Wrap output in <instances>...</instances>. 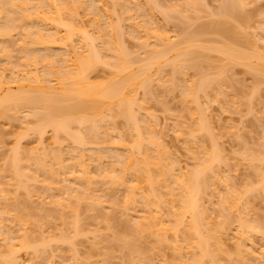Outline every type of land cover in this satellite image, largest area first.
<instances>
[{
    "label": "bare ground",
    "instance_id": "obj_1",
    "mask_svg": "<svg viewBox=\"0 0 264 264\" xmlns=\"http://www.w3.org/2000/svg\"><path fill=\"white\" fill-rule=\"evenodd\" d=\"M15 1H17V0H1L0 1V38L2 37L0 43H2V39H3L6 41V43L9 41L7 43L9 45V43H11L12 40L15 39V38L14 39L11 38V37H13L12 32L14 31V29L16 27L20 28V26H21L22 32H20V34H22V36H20L18 34V31H20V30L17 31V29H15V31H16L15 34L17 33L15 36H17V35L20 36L19 38L21 40L23 39V37H24V39H28L27 42L29 41L30 43L29 44L27 43V45L29 46L30 44L31 45L33 44L34 46H31V45H30L31 47H27V45L24 46L23 43L26 40H24V42L22 41L23 43L20 42V44H22L20 48L17 46V48L22 50L25 54V55H22V58H24V59L22 60L23 62L20 61V65L22 64L21 65L22 68L20 67V65H18L21 68V69H19V67L17 65H16L17 67L12 65V64H14L13 63L14 60L13 61L10 60V62L8 60L9 56L12 55V54H9V52L12 48L10 50L8 49L9 52L7 53V49L5 46H8V45H6V43L4 41L3 42L5 44L4 43H2V44H4L5 46L2 44L0 45V56H1L0 58L2 60V58L4 57V59H5L4 62L6 61L4 64H6V66L10 67V69L12 70V72L10 69L7 70L6 68H8V67L5 68L4 64H2V67H0L1 68L0 69V120H3V118H4V120H6V119L8 120L9 118H6V117H9V116H11L17 120L16 114L22 115V114H20V112L25 113L26 114L25 117H27V116L33 117V118L31 117V120L34 119L35 117L38 118V121H36L34 123L35 126L33 125L34 127L32 129V130H34L33 133H35L38 136L36 138L38 141L41 142L44 135H46L48 132L47 129H50L51 130L50 131L51 136H52V138H51V136H50V138L53 139L55 141V143L56 142L60 143V136L63 137V135H64V137L66 139H67L66 136L70 137L72 139V141L76 145H78L77 148L80 146V147H82L81 149L84 150L85 148H83V147L87 144L86 138L93 137V139H94L95 137L100 136L99 133L103 132L104 129H105L104 132L107 136L109 135L110 132L114 133V131H113L114 125L112 127H110L112 125L111 124L112 123L111 117L115 114L113 112H116L118 114V116H120V117L123 116L124 121L128 122L130 125L129 126L130 129L128 128V124L126 125L127 130L124 134H126L128 132L130 135L131 134H132V136L134 135V140L131 139L133 142L131 141V143H130V141H128L129 138H126V135L124 136L123 133L122 134L125 138L122 136L123 139H122V137L117 139V141L119 140L117 142V144L120 147H124L126 145L127 141H128L127 145H128V143H129V145L132 143L133 144L131 146H128L129 147V149H127L128 153L125 155L126 159L124 160V157H123V159H122L123 161H120L123 163V165H122V163H119V165H117L119 168H117V166L114 167V169L115 168L120 169L118 171H120L121 173L119 172V175L111 178L112 174H114V173L118 174V173H116V172H118L116 170V172L114 171L109 176L111 178V183L109 181V184L112 185V186L110 185L109 187L112 188L114 185V186H117L115 188H124L123 190L126 191L125 192L126 193V195H125L126 199H125V201H123L125 203H124V206L121 205V206H123L121 208H125V210H127V211L130 208L134 209V207H136V209H137L138 205L136 203H138V204L140 203V204H142L143 211H144V209H145V211L147 209L148 216L144 215L145 211H144V214L142 216L137 215V214H133L132 212L128 211L127 213L128 214L130 213L129 214L130 216H131V214H133L135 217L133 219H130L128 216L129 220L134 221V222H131L130 225L135 224L133 226L131 225L132 229L134 227V229L132 230L133 232L131 231L129 234H127V235L124 234L122 236H119V235L117 236V234H115L116 236H114V238H113L114 239L113 242L115 243L114 245L120 247L122 249V251L125 252L126 259L128 261L127 264H132V263L139 264L140 261H141V264H143L145 262V260H144V258H142V256H139L140 251H142V249L140 250V248H141L140 247V243H141L140 241L142 240V237L144 236L143 234L146 232V229H148V227H149V228L154 229V230L152 229L151 232L152 233L154 232L156 235H158L160 237V238L159 237L158 238L161 241H163V240L167 241L169 239L171 241H173L171 243L174 244L173 248L175 249V251L177 250L178 252L183 253L182 250L187 249L190 252V255H188V256H190L188 261L184 260L185 262L183 263V261H182V264H221V263H219L220 260L218 261V259H219L218 254H221V251H222L221 249L223 246L222 245L223 242L221 240L222 234L220 233L221 227L218 228L219 231H218V229H216L218 226L217 227L214 226L215 230H214V228L211 229L212 227L209 229L208 228L209 223H207V221H205L206 219H204V216H206L205 211L207 212V210L205 209V211H203L204 209H201L202 208L201 205L204 206V204H201L202 203L201 200L203 199L202 197H204L202 195H204V191H206L205 189L208 188L207 185L210 184V183H208L209 179H212L214 181L213 182L214 188L217 184L224 185V184H222V183H224V181L218 180L219 178H218V175L216 172V167H215V164H217V162H219L218 161L219 159H220V161L223 162V160H221V155L219 156V155H215L212 153H208L203 157L204 158L203 159L201 154H200L199 157H201L202 159L199 160L200 158L198 157L199 158L198 162H200L198 167L196 169L194 168L195 170L193 169V170H189V171H185V172L181 171L180 170L181 167H179L178 171H180L181 173L178 174V176H177L178 172L176 170L170 169V173H171V171H172V173L173 172L175 173V171L177 172L175 174L173 173V175L174 176L176 175L175 176L176 177L175 182L179 185L178 187L180 189L179 190L180 193L177 195V197L174 196L173 193H175L174 192L175 190H170L173 188H171V187L169 188V186H167V184H166L167 182H164V177L171 175L172 173L169 174L168 172H166L168 170V168L165 169L166 167H163V166H167V165L166 164L163 165L164 164L163 162H165V159L163 160L164 157H162V154L160 153L161 152L160 149L158 150V147L160 144H159L158 140L155 139L154 137L147 136L148 132L147 131L145 132V129H147V128L150 129V126H148V125L145 126L146 123L140 124V122H142V123L145 122V120H144L145 118L143 119V117H144L143 112H142V115H143L142 119L144 121H142L141 118H140L141 120L139 121V117H138V116H140L138 113V110L140 112L141 108L143 109V106H144V104H143L144 102L141 103V101H144V100H142L138 97H139L140 93H142L143 95L148 93L149 88L151 87L150 86L151 82H153L154 80H158L157 82L162 80V83H165L164 81H167V80H165L166 77L164 79L163 78L161 79V77L165 76L164 75L165 74L164 66L167 67V65H170L172 67L173 71H179L180 70V71H182L181 73H183V70L185 72V69L186 70L189 69L188 67H192L193 69L196 68V70H197L200 67L198 65L199 60H201L200 56H201V58H202V56H204V54H203L204 51H200V50H205V52L206 51L215 52L216 54L220 55L217 58L220 59V61H221L220 62L221 64L220 63L218 64L219 68H218L217 72L215 73L216 77L212 76L214 78H212V77L209 78V79H212L209 81V79H206V77L207 76L209 77V75L206 76L203 74L202 75L203 77L201 76V78H200V76H199V78L201 80L199 81V78H198V80H197L198 83H197V81L196 82H190L192 84H189L188 87H186V85H185V89L183 91V96H184V99L186 102V106H187V104L189 105L188 109H190L189 111H191V115L193 116V119L195 121L194 122V126H195L194 129L191 128L192 132H194V133L195 132H199V133L200 132L201 133L206 132V130L209 129V128L207 129V127H209V126L206 127V125L204 123L206 119H203L204 122L202 121V118H206V117L204 116V114H203L204 117L202 116L203 111L201 109V105L199 104V102H201V101H199V97L202 98L201 96H204L205 98H209V97L211 98L214 94V93L212 94V91L214 90L213 88H215V92L217 91L219 93L220 88L222 87V85H224L221 83H225L224 79L226 78L227 74L230 72L231 67L234 68L235 66L241 65L245 68L247 67L248 68L247 70L248 71L250 70L251 73H253V75L257 74V76L260 79L264 78V50H263V52L260 51V50H262V48H261L262 45L264 46V42L262 41V40H264V36H263V38L261 36L262 40L260 42H262V44H260L259 39H258L259 43L256 40L257 43L255 42L256 45L254 46L257 50L256 52L254 51L255 50V48H254L252 53H246V51L244 52L240 48V45H239V44H241L240 42L243 41V36L241 33H239L241 31V28L236 27V24H237L236 22H238L239 24L241 23L240 24L241 27H242V25L244 26V22L246 23V21H245L246 15L242 16L243 13H241V11L239 13L241 15L238 14L239 10H241L243 8V6L242 7L240 6L241 9H239L240 7L238 5H241L242 3L239 2L238 0H235L236 2H234V0H224V4L223 5L221 4L222 6L219 7L220 8L219 11L217 13H215V15L218 17V20L212 19L214 21L209 22V23L200 22L201 24L200 25L198 24L199 27H197V26L195 27V31H194V29H192L193 31H189L190 30L189 29L188 31H186L184 33L185 28H183L182 29L183 35L179 36L180 38H178L174 41H172V39L169 38L168 35H167L168 37L162 36L160 33H158V35H157L156 34L157 32H155V31L152 32L153 33L152 35L151 34L148 35L150 37L137 36L138 35L137 33L139 31L148 33V30H147L148 26L144 23L143 26L146 27V29H145L146 31H145V30H143L144 27L142 25H141L142 27L140 26L141 28H138L139 24L136 23L137 24L136 25L137 26L136 27V31H137L136 34L137 35L135 34V32L131 35V33L133 32V30H131L132 27L130 28L131 31L129 30V28L127 31V32H129L128 34L131 37H133V35L136 36V37H133L134 39L137 38L136 40L133 39L136 44L137 43L141 44L142 45L141 47H143L144 49L148 48V46L150 47L149 41L151 39L147 40V38H152L151 36H154V38L156 36V39H157V37L160 38L161 43H158V41L154 40L155 43H154V41L151 42L152 44L154 43V45L151 44V48L146 49V52L143 56H138L136 54L137 52L136 53L133 52L136 55L132 56V52L130 51L131 53L129 52L130 53L129 54L127 52L128 49L126 50V48L123 45V44H125L124 41H122L123 40L122 36L125 33L123 27L119 26L121 29H123V32H124L123 33L122 31H120L119 34L117 32L118 29H116V27H115L116 25L114 26L111 23L109 24L110 25L109 28L111 27L109 30H105L106 28L102 30L104 33L102 31H100L101 28H100V30H97L99 32V34H97V36H96V37H98L97 39H99L98 42L100 41V39L102 40V43H100V45H102V46H100V48H99V44L96 43V39H95L96 37L93 38V36L91 35V31L89 29H86V27L83 25L85 21L82 23V20L80 19L81 20V26L82 25L83 26L81 27L79 25L80 21L77 22L78 11H79L78 8L81 9L80 7L84 5V0H76L75 3L73 2V0H44V1L41 0V2H42L41 3L39 0V3H38L39 5L37 3H33V0H31L32 2L31 1L28 2L27 0H26L27 2L25 0L24 1L22 0L23 1L22 2L21 0H19L20 2L17 1L16 3H14ZM100 1H102V0H100ZM193 1L194 0H191V3H190V1H188L189 3L187 2L186 4L184 2V4H185L184 7L186 5H188V8H189V4H190L191 5L190 7L193 8V10H191L192 8L189 9L190 11H188L184 8L186 10V12H183V13H186V16L190 15L187 13V11L189 13H191V11L194 12L195 8H196L195 11L196 10L200 11L199 8L197 9V6L195 7V4L196 3L198 4V2L195 0V3H194ZM203 1L204 0H202V2ZM237 1L239 2L238 4H237ZM90 2H92V1H90ZM142 2L143 3H140L141 5L144 4V1H142ZM85 3H87V2H85ZM204 3H205V1H204ZM29 4L31 6L33 4L32 7L30 6V10L28 7ZM35 4H37V5H35ZM98 4H97V6H98ZM146 4L151 5L152 3H148V2L146 3L145 2V5ZM147 5L145 7L149 8L150 6H147ZM156 5L158 6V4H156ZM92 6H94V5H92ZM116 6H117V4H116ZM137 6H138V4H137ZM203 6L205 7L206 3L202 4V7ZM25 7L28 8V10ZM141 7L142 6L139 5L138 9L141 12L143 10L145 12L146 9H144V8L142 9ZM151 7H153V6H151ZM151 7L149 9H151ZM83 8H85V7H83ZM99 8H100V10L102 8V11H105V9H106V8H104L103 4H101V5L99 4L98 8L93 7L92 11L96 10V12H97ZM126 8H127V6H126ZM130 8H132V5ZM159 8H161V7L159 6ZM175 8H178V7H175ZM175 8H172V9H175ZM182 8H183V6H182ZM186 8H187V6H186ZM133 9H134V7L132 8V11H133ZM161 9L167 11V8L163 7ZM139 10H138V13H136L137 11L135 13L136 14L141 13ZM237 10H238V12H237ZM150 11H152V10H150ZM154 11H156V8H155V10L150 12V15L154 14ZM175 11H176V9L173 12H175ZM80 12H81V10H80ZM96 12L94 14H96ZM170 12H172V11H170ZM170 12H169V15L171 14ZM104 13H107V11H105ZM147 13L149 14V12H147ZM178 13H177V15L180 14V13L179 14ZM196 13L197 12L192 13V14H194V17H195ZM143 14H142V16H143ZM175 14H176V12H175ZM184 15L185 14H183L182 17H185ZM197 15H198L197 17L199 18L198 13H197ZM210 16H212V15L210 14ZM213 16H214V13H213ZM127 17L132 18L129 15ZM165 17L167 18V15H165ZM192 17H193V15L192 16L190 15L188 18H190L192 20ZM122 18L124 19V17H122ZM122 18L120 17L119 18L120 20H118V21H122ZM171 18L174 19V17H172V16H171ZM188 18H186V19H188ZM198 18H196V19H198ZM214 18H216V17L214 16ZM127 19L129 20V18H127ZM149 19H150V17H149ZM186 19H184V20L187 22L189 19L188 20H186ZM193 19H195V18H193ZM182 20H183V18H182ZM191 20H189V21H191ZM231 20L232 21L235 20L234 22L236 24L235 25L231 24V22H230ZM96 21H97V19H96ZM96 21H95V26H96V24H100V23H97ZM168 21H169V19H168ZM36 22L38 24L41 23L40 27L39 26L37 27V25H35ZM46 23H49V24L51 23L55 26L52 34H50V32H47V31L46 32L48 34L46 32H44L45 30H48V29L43 28L44 29V31H43V29L41 28L42 27L41 25L44 24L43 25V27H44L45 25H47ZM146 23H148V22H146ZM191 23H192V21H191ZM51 24L49 26H51ZM148 24L150 26V23H148ZM184 24H186V23H184ZM93 25H94V23H93ZM99 27L100 26L98 25V28ZM117 27H118V25H117ZM187 27L189 28V26H187ZM35 28H36V30H35ZM98 28H96V29H98ZM190 28H192V27H190ZM193 28H194V26H193ZM237 29L239 32L237 31ZM149 31H151V30H149ZM106 32L108 33V35ZM121 32H122V34H121ZM149 33H151V32H149ZM116 34L119 35V38L122 37V39L121 38L120 39H121V42L123 44L119 41V38L117 39L115 37ZM120 34H121V36H120ZM208 34H211L212 36L215 35L214 37L219 38V40H220L219 42H221L220 38H222V40L224 39L223 43L221 42L220 44H218V43H215V41L214 42L212 41L213 42L212 44L213 45L216 44V46L215 47H213V45H212V47L208 46V45H210V43H203V39L205 42L206 38H208L210 36L209 35L206 37V35H208ZM94 35H96V34H94ZM262 35H264V34H262ZM170 39H171V41H170ZM245 40L243 42H245ZM15 41H18V40H15ZM163 41H165L166 43H162ZM208 41L210 42V40H208ZM206 42H207V40H206ZM74 43H75V45H74ZM76 43H77V45H79L80 49L83 48L81 50L82 51L81 53H79L80 51L77 50L78 46L76 45ZM245 43H247V40ZM12 44H13V42H12ZM20 44H19V46H20ZM205 44H208V45L206 46ZM217 44L220 46L217 47ZM257 44L261 45L260 50H259V48H257ZM97 45H98V47H97ZM39 46H41V47H39ZM53 46L56 49L61 50V51H59L61 54L60 53L56 54L57 51L55 53H53V52L51 53V51H49V50L50 49L53 50L52 49V48H54ZM13 48H15V47H13ZM19 49H17V50H19ZM83 50H85V52H83ZM103 50H105V52ZM22 51H21V53L23 54ZM62 51H64V53ZM101 52L104 54L105 53H108V54L110 53V54L104 56ZM111 53L113 54V57H112ZM142 53L138 52V54H142ZM107 56H109V57H107ZM206 58H208V57H206ZM11 62H12V64H11ZM8 63H9V65L11 64V66L7 65ZM58 63H61L62 66ZM58 65H60V66H58ZM101 65H103V67L105 66L104 70L106 69L107 70L106 72L109 73V74L108 73L104 74V76L105 75L109 76L107 78L108 80L105 81V80H99L98 79L97 81H100V82H93L94 80H96L97 78H100V77H101L100 79H104L103 75H102L103 77L102 76L99 77L98 75L96 76L94 73L98 69L97 67H100ZM42 66H43V68H40ZM14 67H15V69H14ZM108 68H109V70H108ZM162 68H163V70H162ZM41 69H42V71H41ZM40 71H41V73H40ZM199 71H201V70H199ZM9 73H10V76H8ZM173 74H176V73H173ZM200 74H202V71H201V73H199V75ZM204 76H206V77L204 78ZM171 77L172 76H170V78ZM170 78H169V80L171 82L170 84H172V87H171V85H170V87L173 89L174 85L177 86L174 83L175 82L174 80H176V79H174L175 77L174 78L172 77L171 78L172 80ZM203 78L206 80H204ZM91 80H93V81L91 82ZM102 81H104V82H102ZM154 83H156V81ZM195 83H197V84H195ZM218 87H220V88H218ZM223 87H225V85ZM222 90H224V88ZM222 90H220V92ZM209 92H211L212 96H209ZM217 92L215 94H217ZM221 94L222 93H220L219 95H221ZM217 96H218V94H217ZM140 97H141V95H140ZM213 97L216 98V96H213ZM219 97L220 96H218L217 98L219 99ZM146 98H147V96H146ZM139 100H141V101H139ZM200 110L202 112H200ZM143 111H145V110L143 109ZM201 116H202V118H201ZM28 119L29 118L27 117V120ZM108 119L111 121V123L109 122ZM115 119H116V117L114 118V116H113L112 120L116 121ZM19 120H21V119H19ZM34 121H35V119H34ZM23 122L21 121V123H23ZM105 122H106V124H105ZM107 122L110 123V126H108L109 123H107ZM24 123H26V121ZM29 123H26V124H29ZM31 124H32V122H31ZM115 124H116V122H115ZM207 124H208V121H207ZM27 126H28L27 128L32 127V125L31 126L27 125ZM192 127H193V125H192ZM130 131L132 133H130ZM149 132H152V135H153V131L149 130ZM207 133H209V132L207 131ZM129 134H128V136L131 138V136ZM180 135H181V133L179 134V137H180ZM53 140H52V142H53ZM72 146H74V145L72 144ZM16 147L17 148L13 151V155L11 154V156L8 159L9 164L8 163L7 164L9 165L8 166L10 169L9 171L11 172L10 173L11 175L9 174V178L11 177V179H12L14 177L16 182L18 180V185L20 187L22 186V184L27 183V181L25 179H28L31 177V174L29 175L28 170L26 172V169L33 163L37 167V169L34 167L35 171H37V170L38 171H45L44 173L47 172V174L49 172L54 174L55 173L54 170L59 169L58 171H61V168L66 169V171H67V169H69V164L66 165L68 163L66 161H69V160L72 161L71 166L79 168V169L76 168V169H78V173L80 174L79 175L77 173L79 176H75V175H77V174H75L74 177L71 178V176H73V173H70V171H69V174H72V175H69L70 179H69L68 175H66L67 173L65 172V170H63L64 171V172L62 171L63 174L67 176L65 178L66 180L64 179L65 180L64 182H67V180H68L69 184H67V183H65V184L69 185V186H64L65 185L64 182L62 183L64 185H62V187H60L61 192L59 191V193H57V195L59 194L58 195L60 198L59 200H57V197L53 194L55 196L54 204L57 205L58 209H61L62 212L63 211L65 212V210H62V209L67 208L68 211H71V213L75 214V218L74 217L72 218V216L70 215L71 213L69 212L70 214H68V216L70 215V217H71V220H69L70 218L68 219L66 214L63 213V215H62V212H61L60 218L62 220L65 219V220H63V222L65 224H69V223H66L67 220H69V222L78 221L77 224L72 223V225H75L74 228L76 227V225L79 224V220H77L78 219L77 217H79L78 214H80L79 212L81 211L80 209H81L82 205L80 203L82 200L83 201L87 200L88 206L86 208H90L91 210L96 209V206L99 203H101V202L98 203V201L96 202V199H97L96 197H98V196H95V199H94V197L92 198V196L96 195L95 194L96 191H98L96 189H94L95 190L94 192H93V189L91 190L93 182L90 181L91 184L90 185L88 184V186L89 187L91 186V188L90 189H88L89 187L87 188L88 193H91V196L86 192L87 191V189H86L87 184H84L86 187L83 186L85 191L80 192L77 188V187H79V185L82 186V184H81L82 180H85V182H86V180L88 179L87 176H89L91 179L94 178V177H91L90 175H88L89 169H87L86 164H88L90 162L87 160L89 158L86 159L88 161V163H86L87 161L84 162L85 158H86L85 155H87V154L83 150H81L82 152L80 151L78 153L77 151L74 150V148L70 147L71 149H73L72 153L75 152L78 155L71 154L72 157L67 159L65 157L66 155L62 156L64 154L63 151L60 153L57 150L60 147L58 145V148L56 149L57 152H54V150H53V152L49 151L48 152L49 154L45 153L44 156L47 157V159L44 158L45 161L49 159L48 155H51L50 152L52 153V155H53V153H55L54 155H55V160H56V161L54 160L55 161L54 163L53 162L50 163L51 160H49L50 164H52V165L55 164L54 166H52V165L46 166L47 162H45V161L42 162L43 156L37 155L41 151L40 152L37 151L38 153L36 152V154H35V150H34L33 154H30L27 152H26L27 153L26 154L23 150V152L25 154V156H24V154H23L21 148L18 146V144ZM128 147L125 146V148H128ZM196 147H198V145H196ZM201 147H202V145H201ZM52 148L54 149L55 145ZM47 150L48 149H46V151ZM79 150H80V148H78V151ZM25 151H27V150H25ZM31 151H32V149L29 152H31ZM46 151H44V152H46ZM202 151H204V150H202ZM197 152L199 153V148L197 149V151L194 154L196 155ZM83 153H85V154H83ZM200 153H202V152H200ZM216 153H217V151H216ZM247 153H248V151H247ZM34 154L37 156L36 158L34 157L35 156ZM91 154L92 153H90V155H89L90 158L92 157ZM218 154H219V152H218ZM41 155H42V153H41ZM38 156L42 157L41 160H40V158H38ZM246 156H247V154H246ZM52 157H54V156H52ZM218 157H220V158L218 159ZM96 159H98V161H96ZM96 159H95V161L99 162V161H101L100 159H102V157L97 156ZM89 160H91V159H89ZM93 160L94 159L92 158V161ZM249 160L251 163H253V162L259 160V158L256 156H251L249 158ZM32 161H33V163L30 164V162H32ZM93 163H95V162H93ZM93 163L89 164V165H93ZM96 165H97V163H96ZM120 165H121V167H120ZM218 165H220V163H218ZM66 166H68V167H66ZM112 166L113 165H111L110 168H112ZM99 167L101 168V162H100ZM169 168H171V167H169ZM31 169L32 168L30 167L29 172H31ZM174 169H175V167H174ZM182 170H183V168H182ZM58 171H56V172H58ZM132 171H134V172H132ZM130 172L135 173V174L138 173V174H136V177L134 174V178H132V180L134 179L133 184L130 183V182H132L131 179L129 182V180H127V177H126V176H129L128 174ZM167 173H168V175H166ZM32 174H34V173H32ZM57 175L58 174L56 173V176ZM106 175H104V176L106 177ZM173 175H171V177L174 179ZM48 176H52V175L49 174ZM32 177L30 178L31 180L34 178V177L33 178ZM53 177H55V174L53 175ZM14 178L12 180H14ZM129 178H130V176H129ZM9 180L10 179H8V181ZM87 181L89 182V180H87ZM216 181H219V182H216ZM59 182L61 183V181H59ZM71 182H72V184H71ZM215 182H216V185H215ZM27 184H25L24 186L27 187L26 186ZM47 184L50 185V183H47ZM75 185H77V187L74 188ZM19 186H18V188H20ZM166 186H167V188H166ZM164 187L166 188V190H168V188H169L167 196H169L168 198L171 199L170 202L172 203V208L175 207V210L173 213L175 222L172 225L173 220L169 221V223L171 222V226L168 224V222H167L168 220L165 219L164 216L162 215V213L164 211L161 213V211L163 210L162 207L163 206L166 207V205H163V204H166L165 200H167V199H163V198L161 199L160 198L163 195L160 192L162 191V188L164 189ZM224 187L230 188V186H226V185ZM3 188H4V186H0V189H1L0 190V200L3 202H6V203H8L7 202L8 200L11 202L10 198L9 199L7 198V196H9V195L6 194V192L4 190H2ZM212 188H213V186H212ZM229 188H228V192L226 190L227 193L224 192V193H226L224 195H227L229 193L225 197L224 201L222 200L224 197L221 199L223 203L220 201L222 203L221 205H223V206L218 205L219 206L218 208L220 210L224 209L223 210L224 213L221 210L222 212L220 214L221 218L224 221H227L229 219L227 216V214H229V212H231L230 214H232V212L234 213V211L238 213V210L240 209V204L243 201V199H242V201H240L241 199H239V196H238L239 194H236V193L234 194L233 192H235V191L233 190V192H231L232 189L230 190ZM89 190L91 192H89ZM170 191H171V193H170ZM139 192H143L144 194L143 193L141 194ZM29 193H31V192H29ZM92 193H93V195H92ZM138 193L141 194V195H139L140 196L139 198H137L138 195H136ZM63 195H66V196L64 197ZM50 196L54 197V196H52V194ZM3 198H4V200H2ZM172 198L173 199L176 198L175 200L177 202L175 200H173ZM95 202L98 204H95ZM162 202H164V203L162 204ZM220 202L218 204H220ZM10 204H14V203H10ZM39 205H40V203H39ZM167 205L169 206L168 203H167ZM8 206H9V204L7 205V207ZM32 206L35 207L34 205H32ZM42 206L43 205L41 203L40 207H37V208H41ZM7 207H5V208H7ZM44 208H45V206H43L41 209H44ZM90 209H88V210H90ZM133 209H131V210H133ZM136 209H134L133 211H135ZM33 210L34 209H32L31 212ZM45 210H46V208H45ZM247 210H248V208H247ZM5 211H3V212L0 211V230L1 231L4 230V232L3 231H2V233L0 232L2 235L4 233V236H0V237H2L4 239L3 240L4 242H6V243H4V244L2 243V244L6 245L5 251H7V252L4 251L5 252L4 253L1 251V250H3V246L1 244L0 245L1 246L0 264H24V263L26 264V261L24 263H20V262H22L20 260V257H19L20 254L19 255L17 254L20 251H23L24 253L30 254V255H31L30 252H36V253H39V255H41V253H42V255H43V252H45L43 250L44 246L45 245L48 246L50 244H45L43 246L42 244H44V243L41 242L42 243L41 247L43 246V249H42L43 251H41V248H39L40 246L38 245V244H40V242H37L38 244L37 243L34 244L35 239L33 240L34 241L33 243H31V240L29 241V239H31V237H30V235H28L29 233L26 234V232H25V231H27L26 230L27 228L25 227V229H24L22 226L20 227V224H22V223L25 224L26 220H28L26 218L27 215L23 216L22 215L23 213H20V212L18 214V217L19 216L20 217L17 218L18 222L17 221L16 222L18 224L20 223L19 224L20 231L24 229L23 230L24 232H19L22 236V237H20L21 241L18 240L17 243H13L16 240L15 241L13 240L12 236L10 235L8 228H7V230H5L6 225L4 224V221H3L4 216H1V215H4L3 213H6ZM16 211H17V209H16ZM37 211H38V209H37ZM39 212H41V211H39ZM149 212L151 214H153L152 217H151V215L149 217V214H150ZM169 212H170V214H172L170 210H169ZM217 212H220V211H217ZM47 213H45V214H47ZM95 213H97V212H95ZM224 214H226V216ZM62 216H64V217L62 218ZM98 216H100V215H98ZM145 217H148L150 219H147ZM161 217H162V219L164 218L167 221H164V219L162 221ZM152 218H154V219H152ZM14 219L15 218H13V220ZM74 219H76V220H74ZM146 219L149 222H146ZM244 219L245 218L239 219L240 221L238 223L239 224L238 225V230H239L238 231V233H239L238 237L240 239H241L243 233L245 232L244 230H246V232H250L252 234L253 231H256L255 233H257V231H259V230H255V228L258 229L260 227L257 225L255 226V224L252 225V224H250L251 222H248L246 219L245 220ZM230 220H231V218L229 219V222H230ZM224 221H223V223H224ZM165 222H167L166 225H165ZM13 223H15V222H13ZM43 223L44 222H42L41 224H43ZM203 223L206 224L207 228H204L205 224L203 226ZM258 223H260V222L258 221ZM18 224H16V225L18 226ZM45 225H47V224H45ZM144 225H146V226H144ZM79 226H80V224H79ZM79 226H77V227H79ZM157 226H159V227L155 229V227H157ZM209 226H211V225L209 224ZM145 227H146V229H144ZM11 229H13V227ZM79 229H80V227L77 229L78 232H79ZM205 229H208V230H205ZM42 230H44V228ZM263 230H261V231H263ZM45 231H46V229H45ZM261 231H259V232H261ZM74 232H77V231L75 230ZM142 232H144V233H142ZM80 233H82V232H79L78 235H80ZM222 233H224V232H222ZM155 234H154V236H156ZM128 235H130V238H128ZM71 236H72L71 234L70 235L66 234V236L63 237L61 239V241L62 242H71V241H73L71 239L75 238L76 235H74V237L73 236L71 237ZM44 237L45 236H43V238ZM67 237H69V238H67ZM2 238L0 240H2ZM51 238H53V237H51ZM51 238H48V239H51ZM140 238H141V240H140ZM18 239H19V237H18ZM97 239H100L99 240L100 244H103L104 247L106 246L104 244L107 240H105V242L101 243L100 241L102 240V238L98 237ZM103 239H104V237H103ZM12 240H13V242H12ZM54 241H56V240H54ZM102 241H104V240H102ZM95 242H96V244H99L98 240ZM56 243H58V242L56 241ZM107 243H109V241L106 242V244ZM71 244H74V242H71ZM110 244H109L110 246L107 245L106 248L102 247L104 250L106 249L105 250L106 251L105 252L106 253L105 254L106 255V261L110 259L112 249H114L113 247H115L112 245L113 243H110ZM237 245H238L237 248L240 250L239 252H242L241 248L243 249V247H242L243 243H240ZM100 246H102V245H100ZM38 249H39V252H37ZM187 250H184V251H187ZM251 253H252V251L246 253V255L249 257L250 256L252 257V255L254 256V253H252V254ZM36 255H38V254H36ZM138 256L141 258H139ZM182 257H183V254H182ZM31 258H32V256H31ZM127 261L125 260L124 262H127ZM109 262H110V260L108 261V263ZM59 264H60V262H59Z\"/></svg>",
    "mask_w": 264,
    "mask_h": 264
},
{
    "label": "rangeland",
    "instance_id": "obj_2",
    "mask_svg": "<svg viewBox=\"0 0 264 264\" xmlns=\"http://www.w3.org/2000/svg\"><path fill=\"white\" fill-rule=\"evenodd\" d=\"M17 1H19V0H17ZM17 1H15L14 3H16ZM27 1L29 2L31 0H27ZM90 1H92V2H90ZM142 1H144L143 5L140 4V3H143ZM188 1H190V3H191V0H188ZM188 1L187 0H140V1L139 0H107V1L106 0H102V1H100V0H84V5L80 7L81 9L78 8L79 11L77 10L78 11V17H79V18L77 17V22L80 21L79 22L80 24L79 23L78 24L81 26V20H82V23L85 21L83 25L86 27V29H89L91 31V35L93 36V38H95L97 36V34H99V32L97 30H100V28H101L100 31H102L105 28H106L105 30H109L111 28V27L109 28L110 23L113 24L114 26L116 25L115 27H116V29H118L117 30L118 34L120 33V31L123 32V29H124L125 33L123 32L124 34L122 36L123 37L122 41H124V43L126 45L121 42L122 37H120L121 38L120 39L118 34H116L115 37L117 39L119 38V41L124 45L126 50L128 49V51H127L128 53L130 51L132 52V56H134L136 54L138 56H143L146 52V49L151 48V44H152L151 42L156 40V41H158V43H161L160 38L157 37V39H156V36H155V38H154V36H151L152 38H147V40L151 39L149 41L150 47L148 46V48L144 49L143 47H141L142 46L141 44L135 43L134 40H136L137 38L134 39L133 37H136V36L133 35V37H131L128 34L129 33V32H127L128 28H129V30L131 27L133 28V29L131 28V30H133L131 35L134 32L136 34L137 33V31H136L137 26L136 25L139 24L138 28H141L145 23L148 26V28H147L148 33L139 31L137 33L138 35L136 34L137 36L150 37L148 35H150V34L152 35L153 34L152 32L155 31V32H157L156 33L157 35H158V33H160L162 36L168 35L169 38H171L172 41H174V40L180 38L179 36L183 35V32H182L183 28H185L184 33L186 31H188L189 29H190L189 31H193L192 29H194V31H195V27L196 26L199 27L198 24L200 25L201 24L200 22L209 23V22H212L214 20H218V17L215 15V13H217L220 9L219 7H221L224 4V0H204L206 3V6L202 7V4H205L204 1L202 2V0H196L199 5L196 3L197 5L195 4V7L197 6V9L199 8L200 11H197V10L195 11V9H196L195 8L194 12H197L199 14V18H198L197 13L195 14V17H194V14H192L194 12H192V11H191V13L188 12V11H190L189 9L192 8V7H190L191 6L190 4H189V8H188V5H186L187 8H186V6L184 7V5ZM238 1L241 2L242 4L244 3L243 5L241 3H240L241 5H238L239 7L243 6L242 9H241V7L239 8L237 6L239 9H241V10L238 9L239 12H238V10H237V12L239 14L241 11V13H243L242 16L246 15L245 16L246 23L244 22V26L242 25V27H241V25H240L241 23L239 24L238 22H236L237 23L236 24L234 22L235 20L232 21L233 19L230 22L233 25L236 24L237 28L238 27L241 28L240 32L238 31V29H237V31L242 34L243 41L245 39L247 40V43H245L246 40H245V42H243V41L240 42L241 43V44H239L240 48L244 52L246 51V53H252V51L255 48L254 46L256 45L255 44L256 40L258 42V39H259V42H260L264 36V35H262V34H264V0H238ZM238 1H237V4L239 3ZM40 2H41V0H40ZM73 2L75 3L76 0L75 1L73 0ZM85 2H87V3H85ZM145 2L146 3L147 2L152 3L151 5H147V4L146 5L150 6V7L153 6V7H151V9H149L150 7L146 8ZM184 2H185V4H184ZM193 2L195 3V0ZM234 2H236V1L234 0ZM33 3L38 4L39 0H33ZM98 3L100 5L101 4L104 5V8H106L105 11H107V13H104L105 11H102V8H101V10L99 8L97 12H96V10H94L96 12V14H94L95 12L92 11L93 7L98 8V6H99ZM30 4L28 6L29 10H30V6H31ZM37 4H35V5H37ZM97 4H98V6H97ZM116 4H117V6H116ZM137 4H138V6H137ZM156 4H158V6ZM92 5H94V6H92ZM131 5H132V8L134 7L133 11H132V8H130ZM139 5L142 6L141 7L142 9L143 8L146 9L145 12H144V10L141 12L138 9ZM32 6H33V4H32ZM126 6H127V8H126ZM159 6L161 8H163V7L167 8V11L159 8ZM182 6H183V8H182ZM83 7H85V8H83ZM175 7H178V8H175ZM155 8H156V11H154V14L150 15V12L155 10ZM172 8L176 9V11H175L176 14H175V12H173L175 9H172ZM184 8L186 10H188L187 11L188 14H190L191 16L193 15L192 20L190 18H188L190 15H187L188 16L187 17L186 13H183V12H186V10ZM26 9L28 10V8H26ZM137 9L141 13L136 14V13H138ZM80 10H81V12H80ZM150 10H152V11H150ZM169 10L172 12H170ZM191 10H193V8ZM147 12H149V14ZM169 12L171 13L170 15H169ZM177 13L179 15H177ZM213 13H214V16L216 18H214ZM142 14H143V16H142ZM183 14H185L184 16L186 18H188L189 20H191L192 23H191V21H189L185 17H182ZM210 14L212 16H210ZM128 15L131 16L132 18L127 17ZM165 15H167V18L165 17ZM239 15H241V14H239ZM171 16L174 17V19L171 18ZM120 17L121 18L124 17L125 20L122 18V21H118V20H120L119 19ZM149 17H150V19H149ZM181 17L183 18V20ZM95 18L97 19V21ZM127 18H129V20ZM193 18H195V19H193ZM196 18H198L199 20ZM168 19H169V21H168ZM184 19L188 20L191 24L188 21L186 22ZM212 19H214V20H212ZM95 21L97 23H100V24H96L97 27L95 26ZM146 22L150 23V26ZM36 23H35V25H37V27L38 26L40 27L41 23L40 24H38V23L36 24ZM93 23H94V25H93ZM184 23H186V24H184ZM46 24H47V25H45L46 27L45 26L43 27V25H44L43 24V25H41L42 26L41 28L42 29L43 28L48 29L45 31L43 29V31L44 32L47 31V32H50V34H52L55 26L51 23H50L51 26L53 25L54 27L49 26L50 25L49 23H46ZM98 25L100 26L99 28H98ZM117 25H118V27H117ZM119 26L123 27V29H121ZM187 26H189V28ZM193 26H194V28H193ZM190 27H192V28H190ZM96 28H98V29H96ZM15 29H17V31L20 30V31H18V34L20 36H22V34H20V32H22L21 26H20V28L16 27ZM15 29L12 32L13 37H11L13 39L15 38L14 40H12L13 44L10 41L11 43H9V45H8L7 43L9 41L6 43V41L2 39V43L5 42L6 45H8V46H5L4 45L5 43L4 44L0 43V45L2 44L6 47L7 53L9 52L8 49L9 50L11 48L13 49V50L11 49L9 52V54H12V55H10V56L8 55L9 56L8 60H9V62H10V60L11 61L14 60L13 63L15 65L12 64V62H11V64L13 66H16V65L18 66V65H20V61H22L24 59V58H22V55H25L24 52L19 49L22 45V44H20V42H22V41L24 42V40H26L25 41L26 43L22 42L24 46L27 45V43L29 44L30 42L29 41L27 42L28 39H24V37L21 40L19 38L20 36H18V35H17L18 37L15 36L17 34V33L15 34V32H16ZM145 29H146V27H144L143 30H145ZM35 30H36V28H35ZM149 30H151V31H149ZM122 32H121V34H122ZM149 32H151V33H149ZM94 34H96V35H94ZM121 34H120V36H121ZM107 35H108V33H107ZM207 36H209L208 38H206L207 42H206V40L204 42V39H203V43H210V45L205 44L206 46L208 45V46L212 47V45H213L212 43L214 41H215V43H218V44H220L221 42L223 43L224 39L222 40V38H220L221 42H219L220 41L219 38L214 37L215 35L212 36L211 34H208V35H206V37ZM261 36H262V38H261ZM1 38H0V42H1ZM97 38L98 37L95 38L96 43L99 44V48H100V46H102V45H100V43H102V40L100 39V41L98 42L99 39H97ZM171 39H170V41H171ZM15 40H18V41H15ZM208 40H210V42ZM262 41L264 42V40H262ZM154 43H155V41H154ZM154 43L152 45H154ZM162 43H166V42L163 41ZM19 44H20V46H19ZM218 44H217V47L220 46ZM260 44H262V42H260ZM260 44H257V48H259V50H260V46H261ZM30 45L29 46L27 45V47L34 46L33 44L31 46ZM74 45H75V43H74ZM76 45H77V43H76ZM17 46L19 48H17ZM77 46H78L77 50L80 51L79 53H81L82 52L81 50L83 48L80 49L79 45H77ZM215 46H216V44L213 45V47H215ZM13 47H15V48H13ZM39 47H41V46H39ZM97 47H98V45H97ZM16 48L19 50H17ZM261 48H262V50H260V51L263 52L264 46L262 45ZM52 49L54 51L51 49L49 50V51H51V53L52 52L55 53L57 51L56 54H58V53H60L59 51H61V50L56 49L55 47ZM21 51L23 52V54L21 53ZM103 51L105 52V50H103ZM200 51H204V53L202 52L204 54V56H202V58L200 56L201 60H199V64H198L201 68L199 67V69L196 70V68L193 69L192 67H188L189 69H187V70L185 69V72L183 70V73H181L182 71H180V70L179 71H173V69L170 65H167V67L164 66V68H165L164 69L165 70L164 75L165 76L161 77V79L162 78L164 79L166 77L165 80H167V81H164L165 83H162V80H160L161 82L160 81L157 82L158 80H154L153 82H151V85H150L151 87L149 88V91L147 94L143 95L142 93H140L142 98L140 97V95L138 98L144 100V101H141V100H139V101H141V103L144 102L143 103L144 104L143 109L145 111H143L142 108H141L142 111L140 110V112H139V110H138V113L140 115V116H138L139 121L142 119V117L144 115L143 119L145 118L144 119L145 122H143V123L140 122V124L146 123L145 126H147V125L150 126V129L149 128H147L148 130L145 129V132L146 131L148 132L147 136L154 137L155 139L158 140V142L160 144L158 147V150L160 149V151H161L160 153L162 154V157H164L163 160L165 159V162H163L164 163L163 165H165V164L167 165V166H163V167H166L165 169L168 168V170L166 172H168L169 174L172 173V171L170 173V169H172V170H176L178 172L177 173L175 171V173H177V176H178V174L181 173L180 171H178L179 167H181L180 170L184 171V172L189 171V170H193L194 168L196 169L200 163L198 161L201 160L208 153H212V154L219 155V156L221 155V160H223V162L220 161V159H219L220 157H218L219 162H217V164H215V167H216V172H217V175L219 178L218 180L224 181V183H222L224 185H221V184H220L221 186L219 184L216 185V182H219V181H216L215 182L216 186L214 188V184H213L214 181L212 179H209L208 183H210V184L207 185L208 188L205 189L206 191H204V195H202L204 197H202L203 199L201 200L202 201L201 204H204V206L201 205V207H202L201 209H204L203 211H205V209L207 210V212L205 211L206 216H204V219H206L205 221H207V223H209L211 225V226H209V224H208V228L210 229L212 227L211 229L214 228V230H215V227L218 226L216 229L221 227L220 228L221 231L224 232V233H222L220 231V233L222 234L221 240L223 242L222 243L223 246L221 249L222 250L221 254H218L219 255L218 261L220 260L219 263H221V264H264V230H263L264 229V179H263L264 178V78L260 79L257 76V74L253 75V73H251L250 70L249 71L247 70L248 69L247 67L245 68L241 65L235 66L234 68L231 67L230 72L228 71L229 73L227 74L226 78L224 79L225 83H221V84L225 85V87H223L224 85H222L224 90H222L223 89L222 87L221 88L218 87L222 91L220 92V90H219V93L216 91L218 96H220L219 99L217 98L218 97L217 94H215L216 93L215 88H213L214 90L212 91V94L214 93L213 96H216L217 99L211 95V92H209V96H212L211 98L210 97L205 98L204 96H201L202 98L199 97V101H201V102H199V104L201 105V109L203 111L202 116L204 114V116L206 117V118H202V116H201V118H202V121H203V119H206L205 122L204 121L203 122L205 123L206 127L209 126V127H207V129L208 128L209 129L206 130V132L203 131L205 134L201 133V132H200L201 134L199 132L194 133V132H192L191 128L194 129V127H195L194 122L195 121L193 119V116L191 115V111H189L190 109H188L189 105L187 104V106H186V102H185V99L183 96V91L185 89V85H186V87H188L189 84H192L190 82H196L198 80L199 76L201 78V76L203 74L206 76L209 75V77L204 76V78L206 77V79H209L212 76L216 77L215 73L217 72V70L219 68L218 64L221 62L220 59L217 58L220 55L216 54L215 52H213V51H211V52L206 51L205 52V50H200ZM254 51L255 52L257 51L256 48ZM62 52L64 53V51H62ZM83 52H85V50H83ZM133 52L134 53L137 52V53L134 54ZM138 52L139 53L143 52V53L138 54ZM102 54L105 56V55H109L110 53L109 54L108 53H105V54L102 53ZM107 57H109V56H107ZM112 57H113V54H112ZM206 57H208V58H206ZM2 60L0 58V65H1L0 67H2V64H4L6 62V61L4 62V60H5L4 57L2 58ZM11 64L9 65V63H8L7 65L11 66ZM58 64L61 65V63H58ZM4 65H5V68L8 67V66H6V64H4ZM21 65H20V67H21ZM60 65H58V66H60ZM20 67H19V69L22 68V67L21 68ZM102 67H103V65H101L100 67H97L98 69L96 68L97 73L94 72L96 76L98 75L100 77V76H102V75L104 76V74L108 73V72H106L107 71L106 69L104 70L105 66L103 68ZM40 68H43V66ZM6 69L9 70L10 67H8ZM14 69H15V67H14ZM108 70H109V68H108ZM162 70H163V68H162ZM199 70L202 71V74H200V75H199V73H201V71H199ZM41 71H42V69H41ZM41 71H40V73H41ZM11 72H12V70H11ZM172 72L176 73V74H173ZM10 73L8 74V76H10ZM170 76H172L173 78L175 77L174 79H176V80H174L175 81L174 83L177 86L174 85L173 89L171 88L172 84H170L171 82L169 80ZM108 77H109L108 75H105L103 77L104 79H100L101 78L100 77L94 81L91 80V82L92 81L93 82H100V81H97L98 79L107 81ZM200 78H199V81L201 80ZM212 78H214V77H212ZM206 79H204V80H206ZM210 80H212V79H209V81ZM155 81H156V83H154ZM102 82H104V81H102ZM197 83H198V81H197ZM197 83H195V84H197ZM170 85H171V87H170ZM220 93H222V94L219 95ZM146 96H147V98H146ZM205 100L206 101L208 100V101L206 102ZM202 111L200 110V112H202ZM142 112H143V115H142ZM113 113H115L113 116H114V118L116 117V119H115L116 121L112 120L113 119V116H112L111 117L112 123L108 119L112 125L110 126V123L109 122H107V123H109L108 126H110V127H112L114 125V127H113L114 133L110 132L108 135L109 137H108L104 132L105 129L104 130L102 129L103 132L99 133L100 136H97L94 139H93V137L86 138L87 144L83 147L85 149L83 150V149H81L82 147L79 146L78 147V148H80L79 151L77 148L78 145H76L70 137L66 136L67 137V139H66L64 137V135H63V137L60 136V143L56 142L60 146L58 148V145L55 143V141L53 139H51L52 136H51V132H50L51 130L50 129H47L48 132L46 135H44V137L41 141L42 143L40 141H38L36 139L38 136L35 133H33L34 130H32L33 127L35 126L34 123L36 121H38V118H36V117L34 118L35 119V121H34V119L31 120L32 116H30V117L27 116L29 118L27 120V117H25L26 114L20 112V114H22V115L16 114L17 120L11 116L6 117L9 119L11 118L10 120L9 119L4 120V118H3V120H0V186H4V188L2 190H4L6 192V194L9 195V196H7V198L8 199L10 198V200H11V202H10L7 199L8 203L0 200V211L3 212L6 210L5 211L6 213H3L4 215H1V216H4V218L3 217L2 218H3L4 224L7 226L6 227L4 225L5 230H7V228H8L10 235L12 236L13 240L14 241L16 240L15 242H13V240H12V242L17 243V241L20 240V237H22L19 232H24L23 230L26 227L27 231H25V232H26V234L29 233L28 235H30V237H31V239H29L30 237L28 238L29 241L31 240V243H33L35 241L34 244H36L37 242H40V244L37 243L40 246L39 248H41V251H43V250L45 251V252H43L44 256L42 255V253H41V255H39V253L30 252L31 253V255H30V254L24 253L23 251H20L19 253H17L18 255L20 254L19 257H20V260L22 261L20 263H24L26 261V264H31V263L32 264H59V262H60V264L61 263L62 264L63 263L64 264H107L109 260H110V262L108 264H125V263L127 264L128 263V261L126 259L125 252L122 251V249L120 247L114 245L115 243L113 242L114 241L113 238H114V236H116L115 234H117V236L129 234L134 229V227L132 229V226L135 224H131L132 226L130 225V223L134 222V221L129 220L128 216L130 219L135 218L133 214H137V215L142 216L144 214L145 209L143 211L142 204L139 203L140 204L139 205L138 203H136L139 207L137 206V209H136V207H134V209H136L135 211H133L134 210L133 208L128 209L129 212L133 213L130 216L129 215L130 213L128 214L127 213L128 211L125 210V208H121L124 206L125 202H123V201H125V199H126L125 198V195H126L125 192L126 191L123 190L124 188H115L117 186H114V185L112 188L109 187L111 185V184H109V181L111 183V178L119 175L120 171H118V170H120V169H117V168H119L117 165H119V163H122L120 161H123L122 160L123 157H124V160L126 159L125 155L128 153L127 152V149H129L128 146H131L133 144L132 143L129 145V143H128V145H127V142L130 141V143H131V141H132L131 139L134 140V135L132 136V134L130 135L128 132L126 134H124L127 130L126 129L127 124H128V128L130 129L129 123L124 121L123 116H122L123 117L122 118V117L118 116V114L116 112H113ZM19 119H21V120H19ZM143 119H142V121H144ZM21 121L22 122L26 121V123H29V122L30 123L29 124H26L24 122L21 123ZM207 121H208L209 125L207 124ZM31 122H32V124H31ZM115 122H116V124H115ZM105 124H106V122H105ZM27 125H30V126L32 125V127L27 128L28 127ZM192 125H193V127H192ZM149 130L153 131V135H152V132H149ZM207 131L209 133H207ZM122 133L124 134V136L126 135V138H129V140L127 139L128 140L127 142L125 141L126 142L125 146L128 148H125V146L120 147L117 144V142L119 141V140L117 141V139L123 136ZM130 133H132V132L130 131ZM180 133H181V135L179 137ZM128 134L131 136V138L128 136ZM50 136H51V138H50ZM123 137H122V139H123ZM52 140H53V142H52ZM17 144L21 148L22 152L24 150L25 153L27 152V153L33 154L34 150H35V154H36L37 151L38 152L41 151L37 155L43 156V158L38 156V158H40V160H41V158L43 159L42 162L45 161L44 158L47 159V157L44 156L45 153H48L49 151L53 152V150H54V152H57L56 151L57 148H58L57 150L60 153L63 151L64 154L62 156L66 155L65 157L67 159L72 157L71 154L78 155L75 152L72 153L73 149H71V148H74V150L77 151L78 153L81 150L86 152L87 155H85L86 158H85L84 162H86L87 160L90 162V163H88V161L86 162V163H88V164H86L87 169H89L88 175H90L91 177H94V178L91 179L89 176H87L88 177L87 180H89V182L87 180H86V182H85V180H82L81 181L82 186L79 185V187H77V185H75L74 188L77 187L80 192L85 191V189L83 187V186H85L84 184H87L86 185L87 187L85 186L87 189L89 187L88 184L90 185L91 182H93L92 188L90 186L88 189H90V188H91V190L93 189V192L95 191L94 189L98 190L95 193L96 195L92 196V198L94 197V199H95V196H98V197H96L98 199V200L96 199V202L98 201V203L99 202H101V203L98 204L95 202V204H98L97 205L98 207L95 205L96 209L91 210L90 208H86L88 206L87 200L81 201V203H80L82 205L81 209H80L81 211L79 212L80 214H78L79 217L76 216L78 218L77 220H79V224H80V226L78 224V225H76V227L79 226L80 227L79 232H82V233H80V235H78L79 232L77 230L79 227H77V228L75 227L76 228L75 229L74 228L75 225H72V223L77 224L78 221L72 220L73 222H69V220H71L70 215L72 216V218L73 217L75 218V214L71 213V211H68L67 208L62 209V210H65V212L64 211L62 212L61 209H58L57 205L54 204L55 196L57 197V200L60 199L58 196L59 194L57 195V193H59V191L61 192L60 187H62V185H64L65 183L69 184L68 180H67V182H64L66 180L65 178L67 177L66 175H68V177H69V175H72V174H69V171H70V173H73V176H71V178L74 177V175L78 173L79 168L71 166L72 161H70V160L66 161V162H68L66 165L69 164V169H67L68 172L66 171V169H63V168H61V171H58L59 169H56V170H54L55 171V173H54L55 177H53L54 174H52L50 172L47 174V172L44 173L45 171H38V170H37L38 172L35 171V168L37 169V167L32 161V162H30V164L31 163H33V164H31L28 167L29 169H30V167L32 168L31 172H29L30 170L28 168L26 169V172L28 170L29 175L31 174V177L33 176L34 178L32 177L33 178L32 180L30 179L31 177L28 179H25L29 185L27 183H24V184H22L23 187L22 186L20 187L18 185V180L16 182L14 177H13L14 180H12L13 178L11 179V177L9 178V174L11 172L9 171L10 169L8 167L9 166L8 165L9 164L8 159L11 156V154L13 155V151L17 148L16 147ZM72 144L74 146H72ZM54 145H55V148L53 149L52 147ZM196 145H198V147H196ZM201 145H202V147H201ZM43 148L44 149L46 148L48 150L46 151V149L44 150ZM198 148H199V153L197 152L195 155L194 153L197 151ZM31 149L33 152L32 151L29 152ZM25 150H27V151H25ZM202 150H204V151H202ZM44 151H46V152H44ZM216 151H217V153H216ZM247 151H248V153H247ZM24 152H23V154H24ZM51 152H50L51 155H48L49 159L45 161V162H47L46 166L52 165L50 163L51 162L54 163L56 161L55 155H54L55 153H53V155H52ZM200 152H202V153H200ZM218 152H219V154H218ZM41 153H42V155H41ZM90 153H92L95 157L91 154L92 157L90 158L89 157ZM83 154H85V153H83ZM200 154H201L202 158L199 157ZM246 154H247V156H246ZM24 156H25V154H24ZM52 156H54V157H52ZM97 156L102 157V159H100L101 161L96 162L99 159V158L96 159ZM249 156L250 157L256 156L259 158V160L251 163L249 160V158H250ZM34 157L36 158L37 156L35 155ZM87 158H89L91 160H89ZM92 158L94 159L93 161H92ZM95 159H96V161H95ZM49 160H51L50 163H49ZM93 162H95V163H93ZM100 162H101V168L99 167ZM92 163H93V165H89ZM96 163H97V165H96ZM218 163H220V165H218ZM54 165L55 164H53L52 166H54ZM111 165H113L112 168H110ZM122 165H123V163H122ZM116 166H117V168L114 169V167H116ZM66 167H68V166H66ZM120 167H121V165H120ZM169 167H171V168H169ZM174 167H175V169H174ZM76 168H78V169H76ZM182 168H183V170H182ZM63 170H65V172L67 173L66 175L63 174V172H64ZM116 170L118 172H116ZM56 171H58L60 174ZM114 171L118 174H115V173H114L115 175L112 174ZM132 172H134V171H132ZM132 172H130L128 174L130 176V178H129V176H126V177H127V180H129V182L131 179L132 182H130V183L133 184L134 179L132 180V178H134L135 173H132ZM32 173H34V174H32ZM56 173L58 174L57 176H56ZM168 173L166 175H168ZM173 173L171 175H173ZM49 174L52 176H48ZM78 174L75 176L80 175V174L79 175ZM111 174H112V176L110 178L109 176ZM136 174H138V173H136ZM136 174H135V177H136ZM104 175H106L107 178ZM171 175L164 177V182H167L166 184H167V186H169V188L170 187L173 188L170 190H175L174 191L175 193H173V194H174V196L177 197V195L180 193V191H179L180 189L178 187L179 185L175 182V179H176L175 176L176 175L175 176L173 175L174 179L171 177ZM8 179H10V180L8 181ZM69 179H70V177H69ZM59 181H61V183ZM63 182H64V184H62ZM47 183H50V185H48ZM25 184H27L26 185L27 187L24 186ZM71 184H72V182H71ZM211 185L213 186V188ZM225 185L230 186V188L224 187ZM18 186L20 188H18ZM64 186H69V185L65 184ZM167 186H166V188H167ZM166 188L164 187V189L162 188V191L160 190L161 191L160 193L163 194V195L161 194L162 197H160V198L168 200V201L165 200L166 204H163L164 202H162V204L166 205V207L162 205L164 208L162 207L163 210L161 211V213L164 211L162 213V215L168 221L165 220L164 218L163 219H164V221H167L168 224L171 226V222L169 223V221L173 220L172 225L175 222L174 221L175 220L174 215H173L175 207L172 208V203L170 202L171 199L168 198L169 196H167L169 188H168V190H166ZM228 188L230 190L232 189L231 192H233V190H234L235 191V192H233L234 194L235 193L239 194L238 196H239V199H241L240 201H242V199H243V201L240 204V209L238 210V213L234 211V213L232 212V214H230L231 212H229V214H227L228 218L229 219L231 218L230 222H229V219L227 221H224L221 218L220 214L224 209L223 210L221 209L222 210L221 211L218 208L219 207L218 205H221L223 203L222 200L224 201L225 197L229 194L228 193L227 195H224L228 192ZM88 189L86 191L87 193H88ZM226 190H227V192H226ZM29 192H31V193H29ZM89 192H91V191L89 190ZM224 192H226V193H224ZM139 193L142 194L143 192H139ZM139 193L136 194V195H138L137 198H139L140 197L139 195H141ZM170 193H171V191H170ZM51 194H52V196H54V195L55 196L51 197L50 196ZM88 194L91 196V193H88ZM92 195H93V193H92ZM63 196L65 197L66 195H63ZM175 199H173V200H175ZM2 200H4V198ZM219 202H220V204H218ZM10 203H14V204H10ZM39 203H40V205L42 203V205L45 206L46 210H45V208L41 209L43 206L41 208H37V207H40ZM167 203L169 204V206L171 208L167 205ZM6 204L7 205L9 204V206L7 207ZM32 205H34L35 207H33ZM121 205H123V206H121ZM221 206H223V205H221ZM5 207H7V208H5ZM247 208H248V210H247ZM16 209L18 212L16 211ZM32 209H34V210L31 212ZM37 209H38V211H37ZM88 209H90V210H88ZM131 209H133V210H131ZM169 210L171 211L172 214H170ZM216 210L220 211V212H217ZM39 211H41V212H39ZM19 212L23 213L22 214L23 216L27 215L26 218L28 219V220H26L25 224L22 223L24 226L19 223L20 227L22 226L24 228L21 231H20L19 224L17 223L18 222L17 218L20 217V216L18 217ZM61 212H62V215H63V213H65L66 216L68 217V219L70 218L66 222L69 224H65L63 222V220H65V219L62 220L60 218ZM95 212H97V213H95ZM45 213H47V214H45ZM223 213H224V211H223ZM68 214H70V215L68 216ZM98 215H100V216H98ZM144 215L148 216L147 209H146ZM150 215L152 217L153 214L150 213L149 217H150ZM224 215L226 216V214H224ZM63 217L64 216H62V218ZM13 218H15V219L13 220ZM145 218L150 219L148 217H145ZM241 218H245L248 222H251L250 224H252V225L255 224V226L256 225L260 226L258 229L255 228V230H259V231L263 230V231H261V232L257 231V233H255L256 231H253L254 233L252 232V234H251L250 232H246V230H244L245 232L243 233V235L241 237L242 240H241L238 237L239 236V233H238V231H239L238 225L239 224L238 223L240 221L239 219H241ZM147 219H146V222H149ZM152 219H154V218H152ZM161 219H162V217H161ZM163 219H162V221H163ZM74 220H76V219H74ZM223 221H224V223L226 222L227 224L226 223L224 224ZM258 221L260 223H258ZM13 222L18 224V226ZM42 222H44L47 225H45L44 223L41 224ZM167 222H165V225L167 224ZM204 224L205 223H203V226H204ZM144 226H146V225H144ZM205 226H206V224H205ZM205 226H204V228H207V226L206 227ZM12 227H13V229H11ZM158 227L159 226L155 227V229ZM43 228H44V230H42ZM45 229H46V231H45ZM74 229L78 233L74 232L75 231ZM144 229H146V227ZM152 229L153 228L148 227V229H146L145 233L142 232V233H144L143 234L144 236L143 237L141 236L142 240L140 238V240H141L140 241L141 242L140 243V247H141L140 250L142 249V251H140L139 256H142V258H144L145 264H182V261H183V263L185 261H188V259L190 257L188 255H190V252L187 249H184L187 251L182 250L183 253L178 252L177 250L175 251V249L173 248L174 244L171 243L173 241H171L170 239H169L170 241L169 240L161 241L159 239L160 237L153 232L157 237L154 236V234L151 232ZM205 230H208V229H205ZM2 231L4 232V230H2ZM2 231L0 230L1 233H2ZM218 231H219V229H218ZM1 233H0V236H4V233H3V235ZM66 234L67 235L71 234L73 237H74V235H76L75 238H72V239L70 238L71 240H73L71 242H74V244H71V242H62L61 241V239L66 236ZM43 236H45V237L43 238ZM18 237H19V239H18ZM51 237H53V238H51ZM98 237H101L102 240H104V241L101 240L100 241L101 243L105 242V240H107L106 242L109 241V243H107V244L105 242L104 245L107 246L110 243H113L112 245L115 246V247H113L114 249H112L110 259L107 261H106V255H105L106 249L104 250L102 248L104 246H103V244L99 243L100 239H97ZM103 237H104V239H103ZM1 238L2 237H0V239ZM48 238H51V239H48ZM67 238H69V237H67ZM128 238H130V235H128ZM3 240H4L3 238H2V240H0V245L2 243L3 244L6 243ZM54 240H56L58 243H56V241H54ZM97 240H98V243L102 246H100L99 244H96L95 241H97ZM41 242L44 244H42ZM240 243H243V246H242L243 249L241 248L242 252H239L240 250L237 248L238 247L237 244H240ZM3 244H2L3 250H1V246H0V250L2 252H4L6 250L5 249L6 245H3ZM41 244L43 246L45 244H50V245H48V246L45 245L46 247L44 246V249H43V246L41 247ZM106 246L104 248H106ZM251 251H252V253H254V256L253 255H252V257L247 256L246 253L251 252ZM5 252H7V251H5ZM37 252H39V249L37 250ZM181 253L183 254V257H182ZM36 254H38V255H36ZM31 256H32V258H31ZM139 258H141V257H139ZM125 260L127 262H124ZM132 264H134V263H132ZM139 264H141V261Z\"/></svg>",
    "mask_w": 264,
    "mask_h": 264
}]
</instances>
